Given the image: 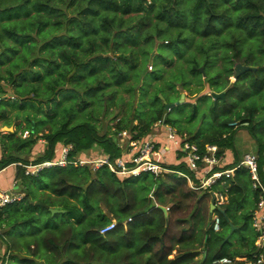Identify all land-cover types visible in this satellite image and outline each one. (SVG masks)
<instances>
[{
	"label": "trees",
	"instance_id": "16d2710c",
	"mask_svg": "<svg viewBox=\"0 0 264 264\" xmlns=\"http://www.w3.org/2000/svg\"><path fill=\"white\" fill-rule=\"evenodd\" d=\"M61 1L74 7L70 14L56 0H0V69L19 58L18 70L8 66V77L0 72V94L8 90L1 79L15 82L19 72L25 74L21 69L32 63L23 52L24 44L29 42V38L23 37L31 33L21 30V37L18 26L26 27L30 23L40 31L49 30L51 39L44 44L51 45L53 51L73 63L59 69V60L50 58L45 73L34 70V76H24L20 81L23 84L30 79V95L25 96L24 88L18 89V93L13 91L16 98L23 97L21 102L0 99V118L8 125L13 123L7 104L26 110V120L16 124L14 131H0V170L15 164V181L18 191L23 192L20 199L0 206V264H214V259L224 256L253 257L257 251V233L252 216L259 192L252 187L245 166L239 167L233 176L219 179L199 196L212 199V191L216 190L228 195V201L212 211L221 217L219 230L214 229L213 218L205 220L198 208L192 211L190 219L202 222L204 232L199 247L188 243L187 228L180 236L170 232L173 211L184 205L186 195L197 192L189 185V178L198 182L196 171L184 160L169 164L173 170L163 174L144 171L128 177L113 172L106 164L95 169L73 163L54 164L34 174L26 173L22 164L53 159L59 155L56 151L59 142L73 145L70 159L85 155L96 146L111 156L121 154L123 148L118 140L99 134L94 121L80 113L87 111L89 100L85 95L94 96L99 87L120 86L136 78L132 86L138 90V104L130 105L125 116L118 119L114 126L117 134L128 129L134 137L146 136L155 121L163 118L179 127V133L188 135L201 150H205L206 144L216 143L220 147L219 155H223L227 148L234 147L236 131L245 127L258 145L264 180V112L263 115L258 112L264 99V0H169L166 4H161L162 0ZM62 24L69 28L67 34L57 33L56 27ZM162 38L168 40L163 44L178 56H184L191 45H196L197 50L190 51L193 56L188 53L185 57L188 63L181 62L172 68L159 67L158 63V68L149 71L150 79L145 82L143 74L150 54ZM79 47L86 51L83 57L76 54ZM116 51L123 56L120 61ZM140 52L147 53L144 59L140 60ZM155 57L157 62L158 56ZM220 57L229 64L219 66L216 59ZM167 61L173 62L174 58ZM238 61L257 68L245 70L231 81ZM200 66L204 67L203 71ZM177 68H184L186 74L169 75ZM216 69L219 75L210 74ZM78 72L76 80L74 76ZM92 77L96 79L94 83L89 82L84 89L80 87L81 79L87 83ZM39 78L51 82L54 90L50 95L40 91L35 83ZM64 79L70 86L68 93L62 91ZM206 82L210 91H224V96L214 100L204 91ZM182 90L196 94L197 99L167 109L166 101H177ZM60 92H65L64 96L50 107L54 111L51 114L49 109L44 110L34 102L45 100L48 104ZM209 98H212L210 105L205 106V99ZM186 105L191 107L192 119L197 115L209 118L211 124L207 130H192L193 126L185 128L174 121L170 113L176 106H181L182 112L187 111ZM234 121L240 124L235 126ZM49 122L50 130L38 133L40 125ZM20 129H28L30 135L23 137L18 133ZM40 139L47 142L45 151L30 159L28 154ZM239 159L240 156L222 166L220 163L219 167L233 166ZM248 197H253L250 204ZM171 201L173 205L166 214L160 205ZM50 207L64 211L53 213ZM210 208L211 205L209 212ZM113 219L117 220L115 227L102 234L101 227ZM231 224L235 227L232 235H228L226 228L231 229ZM237 234L240 243L232 246V237ZM177 245L179 251L171 257ZM7 252H10L8 257ZM225 264L244 263L235 260Z\"/></svg>",
	"mask_w": 264,
	"mask_h": 264
},
{
	"label": "rangeland",
	"instance_id": "374dc122",
	"mask_svg": "<svg viewBox=\"0 0 264 264\" xmlns=\"http://www.w3.org/2000/svg\"><path fill=\"white\" fill-rule=\"evenodd\" d=\"M55 1V0H54ZM56 3H60V5L62 6V8L64 10H66L67 12H69L72 8H74L73 6H67L65 1H61V0H56ZM161 4L163 3H169V0H162V2H160ZM157 18V17H156ZM18 31H19V35L21 37L22 36V32L21 30H25L26 32H30L31 36H27V37H23V38H29V42H27L26 44H24L25 46H23V52L26 56V59H29V61L31 63L30 66L26 67V68H22L21 72H24L25 70V74H17L16 77V81H10L8 79L5 80L1 79L2 83H6V87L7 89L14 93L13 91H18V89H27L25 92V96L30 95L31 93L28 92V88L31 85L30 79H27L26 81L23 82V84L20 83V81H22L23 77H32L36 74V70H40L42 73H45L47 71L45 65L46 63L49 61L50 58H54L56 57L59 60V63L61 64V67H59V69H63L62 67L64 66H68V65H73V63L70 60H67L63 55L59 54L58 52L53 51V48L51 45H47L44 44L45 41H48L51 39V33L49 30H44V31H40L38 29H36V27L31 26V24L29 23L26 27L25 26H18ZM57 29V33H68L69 32V28L66 26L65 24H62L61 26L56 27ZM123 31V30H122ZM122 31H119V33H122ZM196 37L198 38L199 35H196ZM163 41H168L167 39H159L157 41V44L154 46L155 48L152 50L153 52V60L152 62H150V57H149V62L147 65V70L145 72V74H143L144 81H148L150 79L149 76V71H152L156 68H158L157 64L159 63V67H169L172 68L174 66H176V64L179 63H188V61L186 60L188 57V53H190L191 50L196 51V45H191L187 48L186 52L184 53V56H178L176 54V52L171 51L167 46H165L163 43ZM112 45L114 44L113 40H111ZM205 43H210L209 41L205 40ZM86 44V42L84 43ZM104 47H106L104 44H102ZM68 46L71 47V44H68ZM184 47L186 45H183ZM182 47L180 46V49ZM162 52H159L161 51ZM86 51H83L82 48H78L76 50V54L80 57H83L82 55L85 54ZM151 52V53H152ZM141 53V52H140ZM161 53V54H159ZM254 52H252L253 54ZM147 53H141V59L145 58V55ZM256 54V53H255ZM191 56H193V53H190ZM76 56V55H74ZM116 56H118V60L120 61L121 57H123L121 55V52L116 51ZM149 56V55H148ZM151 56V54H150ZM158 56L157 62H156V57ZM174 58L173 62H169L167 60ZM36 59L37 60H32V59ZM19 58H16L12 63H8L5 65L1 66L0 72L3 73L6 77H8L10 75L9 69L7 68L8 66L11 69L14 70H18V61ZM26 59H21L22 61H26ZM123 62H127L130 63L128 61H124ZM121 62V63H123ZM172 63V65L170 64ZM216 63L223 67L226 64L229 63H225L224 60L220 58L216 59ZM225 63V64H224ZM154 64L153 67H151L150 65ZM202 68L204 69L203 66H200V69L202 70ZM35 70V71H34ZM203 71V70H202ZM56 72V71H55ZM54 72V73H55ZM217 69L215 71H212L210 74H215V75H219L216 74ZM58 74V72L56 73ZM78 73H76V75L74 76L76 78V80L79 79L78 77ZM186 74V70L183 68V70L180 69H176V70H172L170 72L169 75H179V76H184ZM142 77V78H143ZM205 77V76H204ZM66 79H64V85L62 87V91H66V93H68L70 91V89H68L70 86L69 84L66 83L65 81ZM230 80L234 81L235 80V74H232L230 76ZM96 81V79L94 77L91 78V80H89L87 83H84V80L81 79L80 82V87H82L83 89L85 88L86 84H88L89 82L94 83ZM137 81L136 78H132L131 81L127 82L124 85H120V86H107V87H99L97 94L94 96H90V95H85V97L87 98V100H89V102L87 103V111L85 112H81L80 114L83 116V118L88 119L90 118L92 121H94V123L96 124V127L98 129V133L100 134H107V135H111L112 138H115L118 140V142L121 141L120 139V135L117 134L116 130H114V126L116 124V122L118 121V119L122 116H125L127 109L130 107V105H132L133 107L136 106L138 104V99H139V94L138 92L136 93V91L138 90H134V86H132V83H135ZM143 79H141V82L139 84L142 85ZM36 84H39L40 86V91L44 94V95H50L52 93V91L54 90L53 86L51 85V82L48 81L47 83L45 81H43L42 79H37L35 81ZM30 84V85H29ZM207 86L204 89L205 92H210V87L208 86V82L205 83ZM112 88V89H111ZM180 88H182L180 86ZM226 89V87H225ZM186 92V98L185 100L187 101H191L194 102L197 99V95L196 94H191L189 93L187 90H184ZM18 93V92H17ZM65 92H60L58 93L59 96L57 98H51L49 100V103L46 104L45 100L39 101V100H34V102L36 103L37 106L42 107L44 110H48L49 109V113L51 114L52 112H54L53 110H51L50 107H54L57 103V101L62 98ZM264 94V92L262 93ZM160 96L163 98L162 94L160 93ZM11 101L14 102H21L23 100V97H20L18 95V98H16V96L14 98H11ZM164 99V98H163ZM214 99V98H213ZM78 101H81V97H78L77 99ZM212 98L210 99H205V106L210 105ZM215 100V99H214ZM263 100H261V103L259 104V115H263L262 112H264V106L263 105ZM10 100H7L5 102H8ZM28 101H32L30 99H28ZM44 101V102H43ZM82 104H85L83 101L81 102ZM64 104H67V101L64 102ZM8 105V115L10 116L9 119L10 121L13 123L11 124V126H13L14 130L16 129V124H18L20 121H24L26 120L25 118V111L24 109L20 110L17 108V106H12L13 104H7ZM30 107V106H27ZM26 107V108H27ZM185 107H187V111H183L180 110L181 106H176L174 108V110L170 113L171 117L174 119V121L183 127H191L193 126L192 130H196V129H200L202 128L203 130H207L208 127L211 124V121H209V118H204L202 117V115H197L196 117H194L192 119V110L191 107L189 105H186ZM133 109V108H132ZM32 110V109H31ZM30 110V111H31ZM33 111V110H32ZM18 112H20V115L18 114ZM40 112V110H39ZM4 125H8L5 123L4 118H2L0 120V127L2 128ZM174 125V124H173ZM175 126V125H174ZM177 129L179 127L175 126ZM51 128V123H45L44 125H40V132L38 133H43V132H47L48 130H50ZM154 129V126H153ZM152 129V130H153ZM3 132H7V130L5 129ZM136 131H134L135 133ZM19 134H21L23 137H28V136H24L25 130L22 131L21 129L18 132ZM149 134V133H148ZM147 134V135H148ZM185 137H188V135H184ZM189 138V137H188ZM1 144V143H0ZM47 145V142L44 139H40L35 146L32 149V152L30 154H28V156H30V159H34L36 156H38L39 153H44L45 148ZM121 146V145H120ZM255 146H257V143L255 141V139L253 138V136L250 134L249 130L245 127L239 128L236 131V136H235V144L234 147L231 148V150L234 151H239V152H244L247 150H251V148H256ZM2 147V146H1ZM122 147V146H121ZM256 150V149H255ZM102 153V149L99 146H96L94 149L90 150L89 152H87V156L89 157H96L98 156L97 154H101ZM180 154H182V156H186V152L184 150H180ZM171 157V155H170ZM178 159V158H177ZM179 162V160H178ZM172 163V161L170 162V164ZM1 171V170H0ZM13 170H8L7 172H2L0 174V185H3L5 183L9 182V177L8 175L12 172ZM3 180V181H2ZM21 182V180H20ZM252 182V180H251ZM222 185V184H221ZM189 186V185H188ZM191 187V186H190ZM253 187V186H252ZM192 188V187H191ZM187 189V188H186ZM206 188H202V189H195L197 192L192 193V194H188L185 196L184 198V205L182 207H180V209H177L175 211H173V216L172 219L173 221H171V235H175V236H180V234L183 232V229L187 228L185 234H187L186 238L187 241H189L188 243H195L196 245H199V247H201L202 245H200V242L204 239V232L201 230V226H202V222H195L196 219L191 218V213L192 211L196 210L198 208L199 214L203 213L205 220L211 221V219L213 218V212H212V206H211V210L209 212V205H211V201L212 199H210V197H207L205 199L199 198L200 195H202V193L205 191ZM185 193V189L182 190ZM199 199H202V201L199 202ZM249 199V204L252 203L253 197L251 198H247V200ZM172 204V201L168 203L167 206V213H169V207ZM112 221V220H111ZM109 221V222H111ZM199 223V224H198ZM228 231V235H232L233 231L231 232V229L226 228ZM226 231V232H227ZM227 235V237H228ZM233 239V243L232 246H237L240 243V237H238L237 235H233L232 237ZM168 241H171L168 239ZM179 245V244H178ZM178 245L176 246V248L173 250L172 254L170 255L171 257L173 256V254H175L177 251H179ZM201 256V255H200ZM10 260H12L10 258Z\"/></svg>",
	"mask_w": 264,
	"mask_h": 264
},
{
	"label": "built area",
	"instance_id": "2783aa9c",
	"mask_svg": "<svg viewBox=\"0 0 264 264\" xmlns=\"http://www.w3.org/2000/svg\"><path fill=\"white\" fill-rule=\"evenodd\" d=\"M153 67V64L150 65ZM16 95L9 90L6 93L0 94L2 98H14ZM247 124V122H245ZM233 125L237 126L240 123L234 121ZM164 127L167 131L168 139L171 141L170 145L162 143L157 140L156 135L134 137L128 129H124L119 132L121 141L119 144L122 146V153L116 156H111L109 153L102 152L97 154L96 157H89L87 154L74 155L71 159L69 153L73 149L72 144H66L59 142L56 146L57 156L53 159L45 160L39 163H24L26 173H37L41 168L45 166H51L54 164L67 165L73 163L75 165H89L93 168L106 164L115 173L123 177L131 175H137L144 171H150L156 175L163 174L165 172L172 171L169 167L170 160L166 155L167 150L173 148L176 152L184 150L186 156H182V160L186 165L196 171L198 182L189 178L190 186L193 189H202L211 187L213 183L217 182L224 176H233L236 170L245 166L250 174L252 180V186L258 190L259 197L256 203V207L253 211L252 225L257 233L256 245L257 251L254 252L253 257H241L235 258L224 256L214 259V264L233 263L235 260H242L244 264H264V180L261 174L260 155L258 150L246 151L242 154L240 159L233 164V166L227 168L219 167L223 160V155H219V145L216 143L206 144L205 150H201L199 146L190 141L187 137L182 136L178 129L171 123H167L163 118L155 121L154 129ZM30 131L25 129L24 136H28ZM18 185L15 183L10 187H0V206L6 203L20 199L23 196V192L18 191ZM214 198V206L222 207L228 201V195L220 190L212 191ZM117 224V220L105 224L101 227L100 232L106 234L113 229ZM212 224L215 230L221 228V217L218 213H214ZM1 253V249H0ZM10 252H7L6 257Z\"/></svg>",
	"mask_w": 264,
	"mask_h": 264
},
{
	"label": "crops",
	"instance_id": "0c3cea01",
	"mask_svg": "<svg viewBox=\"0 0 264 264\" xmlns=\"http://www.w3.org/2000/svg\"><path fill=\"white\" fill-rule=\"evenodd\" d=\"M2 118H0L1 120ZM149 135H152L153 137H155L156 135V138L157 140L161 141L163 144L164 143H167L168 145H170L171 141L168 139V134H167V131L165 130L164 127H161V128H157V129H153L148 135L146 136H149ZM256 148H251V150H255L256 151L258 150V145L255 146ZM45 148V147H44ZM247 151H250V150H247ZM246 151L244 152H239L238 150L237 151H234V150H231V148H227L224 152V156H223V161L221 162V165H225V164H228V163H232L237 157L239 158V156L241 157L243 153H245ZM1 154H2V147H1V144H0V157H1ZM171 155V157H170ZM163 157H167L170 162L172 161V163H178V160L179 162L182 160V156H180V151L176 152L173 148H171L170 150H167V153L166 155H163ZM178 158V159H177ZM13 170L9 175V182L8 183H5L3 185H0L1 188H7V187H10L14 184L15 186V173H16V165L15 164H10L9 166L5 167L4 169H2L0 171V174L2 172H7L8 170ZM3 181V180H2Z\"/></svg>",
	"mask_w": 264,
	"mask_h": 264
},
{
	"label": "water",
	"instance_id": "95a60500",
	"mask_svg": "<svg viewBox=\"0 0 264 264\" xmlns=\"http://www.w3.org/2000/svg\"><path fill=\"white\" fill-rule=\"evenodd\" d=\"M153 60V52L151 53V56H150V62H152ZM256 66H253V65H248V64H245V63H242V62H237L236 65H235V69H236V73H235V78L238 77V75L245 71V70H248V69H252V70H256ZM202 70H204L202 68ZM162 94V93H161ZM209 94H211L213 96V98L216 100L218 97H221V96H224L225 92L224 91H221V92H218V91H210ZM163 96V94H162ZM164 97V96H163ZM186 98V92L184 90H182L181 92V97L177 100V101H174V102H167L166 101V108L167 109H171L172 106L174 105H177V104H180L185 100ZM7 130V131H14V128L13 126L11 125H4L2 128L0 127V131H4V130ZM94 174V170L92 172ZM212 210H213V206H214V198L212 200ZM164 211L167 213V207L165 205H160ZM50 210L54 213V212H60V211H64V209L62 208H58V207H50ZM223 212L225 211L224 209H221ZM232 225V229H231V232L233 231L235 225L234 224H231Z\"/></svg>",
	"mask_w": 264,
	"mask_h": 264
},
{
	"label": "clouds",
	"instance_id": "9594fccd",
	"mask_svg": "<svg viewBox=\"0 0 264 264\" xmlns=\"http://www.w3.org/2000/svg\"><path fill=\"white\" fill-rule=\"evenodd\" d=\"M95 169V168H94ZM189 185H190V180H189ZM212 200H213V195H212ZM213 203H212V201H211V205H212ZM163 205V204H162ZM167 207V206H166ZM214 208H216L215 206H213V210H214ZM168 209V208H167ZM212 210V211H213ZM214 212V211H213ZM213 215H214V213H213ZM113 220H115V219H113Z\"/></svg>",
	"mask_w": 264,
	"mask_h": 264
}]
</instances>
